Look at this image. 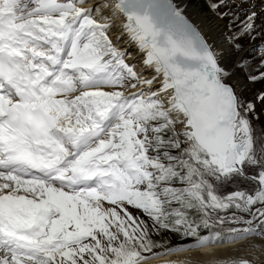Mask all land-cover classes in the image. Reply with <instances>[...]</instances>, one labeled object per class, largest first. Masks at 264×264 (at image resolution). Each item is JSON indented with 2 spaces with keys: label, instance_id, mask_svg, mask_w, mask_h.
<instances>
[{
  "label": "snow or ice",
  "instance_id": "obj_1",
  "mask_svg": "<svg viewBox=\"0 0 264 264\" xmlns=\"http://www.w3.org/2000/svg\"><path fill=\"white\" fill-rule=\"evenodd\" d=\"M0 264H264V0H0Z\"/></svg>",
  "mask_w": 264,
  "mask_h": 264
},
{
  "label": "rangeland",
  "instance_id": "obj_2",
  "mask_svg": "<svg viewBox=\"0 0 264 264\" xmlns=\"http://www.w3.org/2000/svg\"><path fill=\"white\" fill-rule=\"evenodd\" d=\"M258 255V254H257Z\"/></svg>",
  "mask_w": 264,
  "mask_h": 264
}]
</instances>
